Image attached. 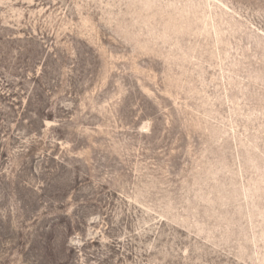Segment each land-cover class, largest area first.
Returning a JSON list of instances; mask_svg holds the SVG:
<instances>
[{
	"label": "rangeland",
	"instance_id": "1",
	"mask_svg": "<svg viewBox=\"0 0 264 264\" xmlns=\"http://www.w3.org/2000/svg\"><path fill=\"white\" fill-rule=\"evenodd\" d=\"M0 264H264V0H0Z\"/></svg>",
	"mask_w": 264,
	"mask_h": 264
}]
</instances>
